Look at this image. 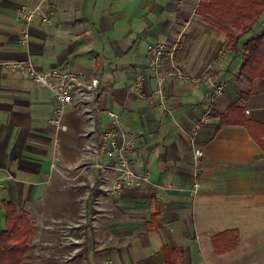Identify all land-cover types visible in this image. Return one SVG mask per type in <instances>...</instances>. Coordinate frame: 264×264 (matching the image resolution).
Returning a JSON list of instances; mask_svg holds the SVG:
<instances>
[{
    "label": "crops",
    "instance_id": "crops-1",
    "mask_svg": "<svg viewBox=\"0 0 264 264\" xmlns=\"http://www.w3.org/2000/svg\"><path fill=\"white\" fill-rule=\"evenodd\" d=\"M38 2L0 0L4 186L44 189L53 176L54 95L5 65L29 56L41 71L67 68L100 81L95 133L92 122L71 107L60 138L74 134L83 144L84 136L114 128L109 111L120 114L123 130L134 138L133 167L150 179L120 200L127 201V220L99 253L103 264H264V76L250 82L241 75L242 45L264 34V13L240 32L199 15L201 0H49L54 24L37 18L30 45L21 46L25 24L16 12ZM150 42L166 44L179 68L200 78L167 82L168 111L129 94L139 76L145 92L156 89ZM213 59L208 73L225 88L216 98L204 76ZM195 148L203 151L199 160ZM98 161L108 163L106 157Z\"/></svg>",
    "mask_w": 264,
    "mask_h": 264
},
{
    "label": "rangeland",
    "instance_id": "rangeland-1",
    "mask_svg": "<svg viewBox=\"0 0 264 264\" xmlns=\"http://www.w3.org/2000/svg\"><path fill=\"white\" fill-rule=\"evenodd\" d=\"M102 117L106 121L107 116ZM92 127L90 133H95L96 125L92 123ZM84 138L83 144L74 134L60 138L61 163L44 189L6 187L2 181L0 231L6 229L2 202L15 205L35 226L30 238L34 249L24 264H103L99 253L112 245L114 230L127 220V201L120 203L125 195L107 198L91 146L94 136ZM87 146L90 150L82 152Z\"/></svg>",
    "mask_w": 264,
    "mask_h": 264
},
{
    "label": "built area",
    "instance_id": "built-area-1",
    "mask_svg": "<svg viewBox=\"0 0 264 264\" xmlns=\"http://www.w3.org/2000/svg\"><path fill=\"white\" fill-rule=\"evenodd\" d=\"M54 12L49 5V0H39L33 7L22 6L16 12V19L25 24V28L20 33L21 46L28 47L31 42V25L37 19L42 22L53 25ZM148 55L150 57V66L153 76L156 79V89L152 92H145L144 77L139 76L129 90V94L142 100H148L155 103V108L163 111L169 110V101L165 93V85L171 80L183 82H199L200 78L187 74L175 62L174 52H170L166 44L150 42L147 45ZM170 60V65L166 66V60ZM216 59L210 61L207 65L204 76L213 89V98L222 94L223 85H218L213 81V77L208 72L214 69ZM5 65L12 72H25L36 85L52 92L55 98V117L53 125L55 127V137L53 142L51 171H57L60 166L59 141L60 134L66 132L68 127L64 123V118L71 107L76 109L79 115L86 116L94 125L97 124L100 110L97 108V94L100 81L98 78H92L85 73H75L67 68H55L49 71H41L36 68L29 56L6 62ZM108 115L114 124V128L109 131H101L94 136L95 155L106 157L108 163L98 161L97 167L103 175L101 188L108 199L120 197L126 193L143 189L150 183L149 177L136 172L131 160L134 138H131L121 126L120 114L109 111ZM100 122V120H99ZM197 134V131L194 135ZM193 145L195 139H192ZM195 159L203 157V151L194 149ZM104 184V185H103ZM0 180V188H2ZM199 184L196 183L191 191V196L198 194Z\"/></svg>",
    "mask_w": 264,
    "mask_h": 264
},
{
    "label": "trees",
    "instance_id": "trees-1",
    "mask_svg": "<svg viewBox=\"0 0 264 264\" xmlns=\"http://www.w3.org/2000/svg\"><path fill=\"white\" fill-rule=\"evenodd\" d=\"M198 13L210 22L213 20L208 15L227 21L243 32L251 29L263 15L264 0H201ZM230 45L236 46L232 39ZM242 57L243 77L253 82L264 76V34L242 45ZM2 207L6 213V229L0 231V264H24L34 249L30 238L35 233V226L29 216L20 213L12 203L2 202Z\"/></svg>",
    "mask_w": 264,
    "mask_h": 264
}]
</instances>
